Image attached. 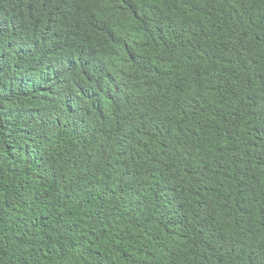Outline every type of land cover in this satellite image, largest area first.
Masks as SVG:
<instances>
[{
	"label": "trees",
	"instance_id": "trees-1",
	"mask_svg": "<svg viewBox=\"0 0 264 264\" xmlns=\"http://www.w3.org/2000/svg\"><path fill=\"white\" fill-rule=\"evenodd\" d=\"M0 264H264V0H0Z\"/></svg>",
	"mask_w": 264,
	"mask_h": 264
}]
</instances>
